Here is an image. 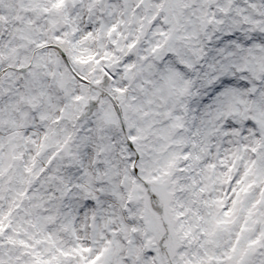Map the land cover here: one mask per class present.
Returning a JSON list of instances; mask_svg holds the SVG:
<instances>
[{
	"label": "snow or ice",
	"instance_id": "snow-or-ice-1",
	"mask_svg": "<svg viewBox=\"0 0 264 264\" xmlns=\"http://www.w3.org/2000/svg\"><path fill=\"white\" fill-rule=\"evenodd\" d=\"M0 264H264V0H0Z\"/></svg>",
	"mask_w": 264,
	"mask_h": 264
}]
</instances>
